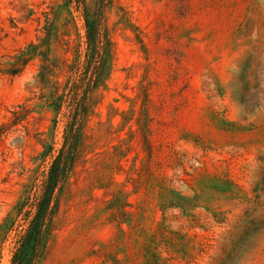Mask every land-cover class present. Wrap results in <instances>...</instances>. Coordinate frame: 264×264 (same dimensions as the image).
I'll use <instances>...</instances> for the list:
<instances>
[{
	"label": "rangeland",
	"instance_id": "1",
	"mask_svg": "<svg viewBox=\"0 0 264 264\" xmlns=\"http://www.w3.org/2000/svg\"><path fill=\"white\" fill-rule=\"evenodd\" d=\"M100 9L110 74L34 264H264V0H0V264L68 111L37 59L5 70L49 22L51 57L78 59Z\"/></svg>",
	"mask_w": 264,
	"mask_h": 264
},
{
	"label": "trees",
	"instance_id": "2",
	"mask_svg": "<svg viewBox=\"0 0 264 264\" xmlns=\"http://www.w3.org/2000/svg\"><path fill=\"white\" fill-rule=\"evenodd\" d=\"M101 11L100 9L94 18L85 16L86 45L78 59L77 51L71 59L62 57L56 60L51 57L55 33L51 27L52 23L49 22L43 27V34L37 35V42H30L20 49L5 70L10 75H16L30 61L37 59L39 65L36 82L45 91L46 102L52 106L56 114L65 104L68 109L64 115L63 141L58 150L54 153L52 146H47L43 139H39L43 147L48 149L46 154L51 161L35 209L11 264H34L37 261L45 241L42 233L44 235L47 233L57 209L60 187L77 160V149L80 147L87 105L95 92L105 85L110 74L111 44L101 26ZM60 76H63V80L59 79ZM77 100L80 101L78 111Z\"/></svg>",
	"mask_w": 264,
	"mask_h": 264
}]
</instances>
